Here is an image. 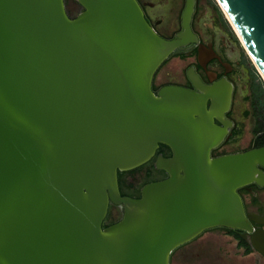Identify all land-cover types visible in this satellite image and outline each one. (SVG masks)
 Returning a JSON list of instances; mask_svg holds the SVG:
<instances>
[{"label": "water", "instance_id": "1", "mask_svg": "<svg viewBox=\"0 0 264 264\" xmlns=\"http://www.w3.org/2000/svg\"><path fill=\"white\" fill-rule=\"evenodd\" d=\"M75 2L69 18L64 0H0V264H170L206 231L251 232L237 190L264 181V147L211 157L226 132L207 100L227 109L231 85L151 89L159 66L196 42L192 3L167 41L136 0ZM215 2L264 83V0ZM159 145L167 178L121 197L117 173ZM109 205L121 218L103 229Z\"/></svg>", "mask_w": 264, "mask_h": 264}, {"label": "flooded vegetation", "instance_id": "2", "mask_svg": "<svg viewBox=\"0 0 264 264\" xmlns=\"http://www.w3.org/2000/svg\"><path fill=\"white\" fill-rule=\"evenodd\" d=\"M143 15L162 39L171 41L183 34V12L188 4L192 3V13L189 21L191 34L196 42H189L176 49L156 70L151 83V89L156 94L164 87L173 86L196 92V82L204 87H213L217 84L231 85L229 107L224 109L220 102L207 100V111L221 120L213 119L214 125L224 129L226 134L221 144L211 151L212 158L235 155L249 150L264 147V131H258L251 116H248V86L250 82L249 64L245 62V55L238 48L236 38L226 29L224 14L218 9L215 0H136ZM75 14L66 10L69 18H74L82 10L76 3ZM218 6V7H217ZM66 9V8H65ZM243 88V90H242ZM251 121L250 145L241 148L240 143L246 136L247 123ZM158 155L163 158L171 156L170 150L159 145L155 157L143 166L128 172L117 173L118 189L121 197L139 199L141 189L154 182L165 180L167 175L154 167ZM264 176V167H257ZM141 174L136 179V174ZM245 216L251 232L222 230L232 236L245 257L248 264H264V239L258 240L254 233L264 237V181L252 183L237 190ZM121 209L109 205L102 228L115 224L121 218ZM209 230V231H212ZM198 238V237H197ZM196 238V239H197ZM194 241V240H193ZM176 249L172 255L191 244ZM258 245L263 253L257 251L253 244ZM171 255V257H172Z\"/></svg>", "mask_w": 264, "mask_h": 264}, {"label": "rangeland", "instance_id": "3", "mask_svg": "<svg viewBox=\"0 0 264 264\" xmlns=\"http://www.w3.org/2000/svg\"><path fill=\"white\" fill-rule=\"evenodd\" d=\"M64 4L66 10H68L71 15L76 13L77 5L75 0H64ZM224 19L227 22L225 17ZM227 24L229 25L228 22ZM230 29L236 38L238 48L241 49L248 60V64L252 66L259 75L231 27ZM251 125V121L246 125V136L240 143L241 148H247L250 145L249 133ZM135 177L139 179L141 174H136ZM248 260L249 258L245 257L242 250L237 245L236 240L230 236L228 232L216 229L204 232L191 244L176 251L171 257L170 264H248Z\"/></svg>", "mask_w": 264, "mask_h": 264}, {"label": "trees", "instance_id": "4", "mask_svg": "<svg viewBox=\"0 0 264 264\" xmlns=\"http://www.w3.org/2000/svg\"><path fill=\"white\" fill-rule=\"evenodd\" d=\"M224 24L227 30L233 35L229 25L225 20ZM245 57V56H244ZM245 62L248 60L245 57ZM250 82L248 86V116L254 120L258 131H264V83L256 73L255 69L249 65Z\"/></svg>", "mask_w": 264, "mask_h": 264}, {"label": "bare ground", "instance_id": "5", "mask_svg": "<svg viewBox=\"0 0 264 264\" xmlns=\"http://www.w3.org/2000/svg\"><path fill=\"white\" fill-rule=\"evenodd\" d=\"M219 6V8L221 9V11H222V13L225 15V13H224V11H223V9L221 8V6L220 5H218ZM226 17V16H225ZM240 43H241V45H242V47L244 48V46H243V43L240 41ZM221 85V84H220ZM216 86H218V85H216ZM216 86H213V87H210V88H212V89H216ZM218 88V87H217ZM202 89V92L203 91H207V88H201ZM215 97V96H214ZM214 101H218V96H217V99L215 100L214 99Z\"/></svg>", "mask_w": 264, "mask_h": 264}]
</instances>
